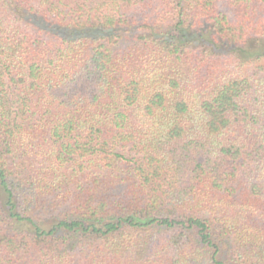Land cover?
<instances>
[{"label":"trees","instance_id":"trees-1","mask_svg":"<svg viewBox=\"0 0 264 264\" xmlns=\"http://www.w3.org/2000/svg\"><path fill=\"white\" fill-rule=\"evenodd\" d=\"M264 0H0V264H264Z\"/></svg>","mask_w":264,"mask_h":264},{"label":"rangeland","instance_id":"rangeland-1","mask_svg":"<svg viewBox=\"0 0 264 264\" xmlns=\"http://www.w3.org/2000/svg\"><path fill=\"white\" fill-rule=\"evenodd\" d=\"M264 50V43H260L256 40H251L247 44L244 54H241L243 58H248L253 56L257 52H263Z\"/></svg>","mask_w":264,"mask_h":264}]
</instances>
